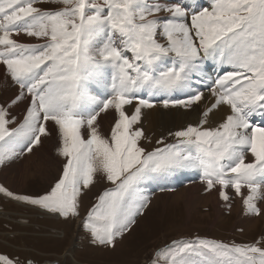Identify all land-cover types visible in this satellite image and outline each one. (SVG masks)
<instances>
[{"label": "snow or ice", "instance_id": "1", "mask_svg": "<svg viewBox=\"0 0 264 264\" xmlns=\"http://www.w3.org/2000/svg\"><path fill=\"white\" fill-rule=\"evenodd\" d=\"M0 65L16 88L0 102V167L52 137L62 158L60 175L42 195L0 184L5 197L68 219L79 217L82 196L106 181L82 227L93 245L110 248L149 207L144 186L182 172L197 173L206 193L218 189L229 209L231 191L244 215L264 218V0H211L210 7L183 0H0ZM205 88L210 102L197 123L169 131L170 141L161 137L148 150L145 110H196ZM221 106L229 112L213 126L210 117ZM109 110L114 123L105 135L99 118ZM0 264L36 261L0 254ZM149 264H264V236L252 243L172 240Z\"/></svg>", "mask_w": 264, "mask_h": 264}, {"label": "rangeland", "instance_id": "2", "mask_svg": "<svg viewBox=\"0 0 264 264\" xmlns=\"http://www.w3.org/2000/svg\"><path fill=\"white\" fill-rule=\"evenodd\" d=\"M183 2L190 5L195 3L200 7L211 5V0H183ZM37 6L55 9L61 5L38 3ZM188 22L190 23V17ZM91 90L96 89L91 88ZM205 92H208L207 89ZM10 93L8 91L3 97L0 96V102L11 98L13 94ZM20 110L16 108L14 112L20 114ZM143 127L146 135L152 140L151 144L142 141L148 150L157 146L155 141L161 137L169 141L171 139L166 132L161 137L147 133L146 123ZM109 132L110 130L102 131L105 135ZM55 146L56 139H45L43 146L34 150V156L30 161H26L24 166L21 167L20 163L27 155L22 157V160L0 167V184L17 194L42 195L60 175L62 158L56 156ZM19 166L21 169L17 170ZM194 185L198 187L187 190V193H184L185 199L176 200V196H170ZM109 186L106 181H99L92 186L81 198L80 215L83 213L82 210L86 211L94 204L99 193ZM204 187L200 182H192L177 191L164 192L161 195L156 193V196L151 197V201L160 197L158 205L148 212L151 203L134 228L138 231L134 234L131 231V236L115 246L112 251L99 252L90 248L86 250L88 252L86 254L81 251L77 253L70 251L75 238L74 223L79 217L65 219L56 214L57 219L61 220L58 221L56 217L52 219L53 217L48 215L54 214L0 194V254L19 256L22 260L30 257L36 261V264L55 261L58 264H149L153 252L171 243L172 240L202 237L224 242L252 243L264 236V218L244 215L240 197L234 196L230 191L233 199L230 201L229 209L226 202L219 198L218 189L206 193ZM142 220L143 222H140ZM49 228L62 231L56 230L58 233L54 236ZM90 253H94V257L89 256Z\"/></svg>", "mask_w": 264, "mask_h": 264}, {"label": "bare ground", "instance_id": "3", "mask_svg": "<svg viewBox=\"0 0 264 264\" xmlns=\"http://www.w3.org/2000/svg\"><path fill=\"white\" fill-rule=\"evenodd\" d=\"M16 38L20 39L21 42H28V43L38 42L35 40V38H28V37H23V36L16 37ZM225 67H227V66H225ZM212 73H213L212 75L214 77L215 72H212ZM205 90H206V88L204 89V91ZM8 91L11 92L10 94H14V92L16 91V88L8 86V83L5 80L4 67L2 65H0V96L3 97V94H6ZM205 97H206V100L200 105V108H198L196 110L164 109L161 106H157L156 108H154L152 110H145L143 125L145 123L147 125L146 132L150 133L152 136L161 137L162 134L165 132L168 133L169 131L176 130V127L178 129V128L186 126L189 123H191V124L197 123V121L199 119L200 111L205 107V105H207L210 102L208 99V97H209L208 92L207 93L205 92ZM6 100H7V98H6ZM3 101H5V100H3ZM18 108L21 109L20 111L22 112L24 105H20ZM126 109H127V111H129V113H131V111L133 110V106H126ZM228 112H229V109L227 106H221L218 110H216L214 112V114L211 115L210 123L214 126L216 123L221 122L222 119L224 118L225 114H227ZM109 119H111V120H109ZM113 123H114V113L112 110H109L107 113L101 114V117L99 118V124H100V129H102V131L106 130L108 132L111 129ZM52 139H55V137H52ZM39 148L40 147H38L37 149H39ZM35 151L32 154H28L27 157L24 159V161L22 160L24 157L21 159L22 160V162L20 163L21 167L24 166V163L26 161H30L32 159ZM20 166H19V168H17V170L21 169ZM177 175H183L185 177H190V178L193 177V176L189 175V172L177 173ZM10 179H12V178H10ZM196 187H198V186L194 185L191 188L182 189L179 192H177L175 195H170V196H172V197L176 196V198H175L176 200L185 199L184 193H187V190L189 191V190L194 189V188L196 189ZM212 197L215 199L214 196H212ZM159 198H156L155 200L151 201L152 205H151L148 212H151L153 210V208H155L158 205L157 202H158ZM48 215L50 217H53L52 219H54L56 217L55 215L54 216H52L50 214H48ZM56 219H57V217H56ZM140 222H143V220ZM135 232H136V230L134 229L132 231V234H134Z\"/></svg>", "mask_w": 264, "mask_h": 264}, {"label": "crops", "instance_id": "4", "mask_svg": "<svg viewBox=\"0 0 264 264\" xmlns=\"http://www.w3.org/2000/svg\"><path fill=\"white\" fill-rule=\"evenodd\" d=\"M93 205V204H92ZM92 205H90L89 206V208H87V210L86 211H84V210H82L83 211V213L79 216V218H76V222L74 223L75 224V228H76V231H75V233H74V243H73V245L71 246V250L70 251H74L75 253H77V252H79V251H81L82 253H88V252H86V250H88V249H94V250H98L99 252H102V251H112L114 248H110V247H101V246H97V245H93L91 242H90V237H89V235L85 232V230L83 229V227H82V221H83V218L86 216V214H87V211H88V209H90L91 208V206ZM150 205H151V203H150ZM149 205V206H150ZM148 209V208H147ZM147 209H145V211L147 210ZM145 211H144V213H145ZM144 215V214H143ZM143 215L142 216H140V217H138L137 218V223L132 227V229H131V231H133V229L137 226V224H138V221L140 220V218L141 217H143ZM60 218H62V217H60ZM60 218L59 219H57L58 221H61L60 220ZM45 219V218H44ZM65 220V219H64ZM63 220V221H64ZM45 229V228H44ZM49 229H51V228H49ZM54 230V231H53ZM56 230H58V231H62L61 229L59 230V229H56ZM55 229H51L50 230V232H52V234H54V236H55V234H57L58 232L56 231ZM131 231L130 232H128V233H126L124 236H123V238H120V239H118L117 240V243H116V245L115 246H117L118 244H121L126 238H128L129 236H131L130 235V233H131ZM136 231H138V230H136ZM51 237H53V236H51ZM128 244H129V242H128ZM127 244V245H128ZM78 249V250H77ZM77 255H79V253L77 254ZM89 256H91V257H94V253H90V254H88ZM95 256H97L96 254H95ZM84 264H89V263H84Z\"/></svg>", "mask_w": 264, "mask_h": 264}, {"label": "built area", "instance_id": "5", "mask_svg": "<svg viewBox=\"0 0 264 264\" xmlns=\"http://www.w3.org/2000/svg\"><path fill=\"white\" fill-rule=\"evenodd\" d=\"M46 264H58V263L55 261V262H52V263H48V262H47Z\"/></svg>", "mask_w": 264, "mask_h": 264}]
</instances>
